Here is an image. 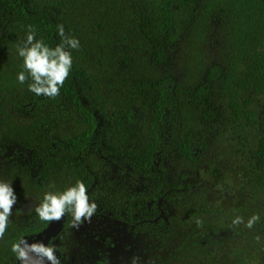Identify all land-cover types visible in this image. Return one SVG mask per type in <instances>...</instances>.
Segmentation results:
<instances>
[{"label": "rangeland", "instance_id": "rangeland-1", "mask_svg": "<svg viewBox=\"0 0 264 264\" xmlns=\"http://www.w3.org/2000/svg\"><path fill=\"white\" fill-rule=\"evenodd\" d=\"M153 1L35 0L55 9L66 35L79 40V49L70 51L87 73L86 102L113 121L110 141L93 137L84 150L83 162L95 175L87 194L98 207L90 223L71 224L54 242L61 264H131L133 256L138 264H264V159L257 153L264 34L255 10L247 0H196L191 26L170 47ZM28 25L0 5V180L10 182L18 198L0 244L44 223L33 210L44 192L74 184L69 151H52L53 140L70 143L92 130L66 97L39 98L28 90L30 78L18 82L23 58L16 46ZM216 67L221 71L214 78ZM163 77L175 80L182 137L202 131L208 149L199 163L169 153L173 188L159 201L160 217L130 224L128 199L155 194L158 182L135 171L125 151L150 140L155 84ZM110 145L115 148L107 153ZM253 214L260 219L249 229ZM236 216L244 223L233 225Z\"/></svg>", "mask_w": 264, "mask_h": 264}, {"label": "trees", "instance_id": "trees-1", "mask_svg": "<svg viewBox=\"0 0 264 264\" xmlns=\"http://www.w3.org/2000/svg\"><path fill=\"white\" fill-rule=\"evenodd\" d=\"M255 10L254 17L259 22L260 30L264 34V0H247ZM196 0H154L152 3L153 17L156 19L160 31L164 34L170 47L176 43L191 26L196 8ZM0 5L6 14H14L19 20L31 24L38 36L45 44L54 48L61 42L58 34V25L66 27L53 8L37 5L35 0H0ZM259 71L264 81V57L258 62ZM221 71L220 67L214 68V78ZM87 73L72 64L69 76L60 89V94L72 102L82 111L87 121L92 125L89 132H84L70 143L53 140L51 150L59 151L65 146L68 151V164L75 177V182L82 179L89 191L95 183V175L83 162V154L93 137L98 141L109 142L113 121L109 116H102L96 106L87 101L84 91ZM175 80L172 77H163L155 84L156 98L153 103V117L150 123V140L142 148H130L125 151L131 167L140 175L152 177L158 182L157 192L151 195L134 193L128 199L125 207V219L130 224L156 220L160 217L159 201L164 194L173 188L168 181V168L166 158L169 153L178 151L181 156L191 163H199L204 158L208 149V138L202 131H193L182 137L181 112L179 100L175 91ZM45 98L46 96H38ZM137 113H129L128 118L136 120ZM262 138L258 151L264 159V111L261 115ZM115 147L110 145L106 152ZM119 148L114 152L118 153ZM74 182V184H75ZM73 184V185H74ZM71 215L66 213L62 220L44 222L37 226L32 224L22 228L14 234L8 243L0 244V264H21L11 251V244L18 238L24 237L29 244L43 243L45 246L54 242L71 226ZM56 255L62 259L63 254L57 247ZM44 264H50L44 259Z\"/></svg>", "mask_w": 264, "mask_h": 264}, {"label": "clouds", "instance_id": "clouds-1", "mask_svg": "<svg viewBox=\"0 0 264 264\" xmlns=\"http://www.w3.org/2000/svg\"><path fill=\"white\" fill-rule=\"evenodd\" d=\"M58 34L61 42L54 48L45 44L43 39H36V33L32 25H28L26 39L16 46L19 57L23 58L22 69L17 74V80L24 84L30 78L28 90L36 96H46L54 99L60 94V89L69 76L73 59L70 50H78L80 42L74 36L65 34L63 25H58ZM53 187V185H49ZM87 187L82 179L76 180L62 191H46L34 211L38 218L44 222L60 221L66 213L71 215L73 227L79 228L84 222H91L92 216L97 210V204L90 202ZM17 195L8 181L0 180V239L4 238L9 217L17 203ZM260 217L253 214L246 222L245 227L251 229ZM201 221H197L198 226ZM244 223L243 217L236 216L232 224ZM259 239V237H257ZM11 251L21 264H44L46 258L50 264H61L56 255L55 246L49 242L31 243L24 237L18 238L11 244ZM139 257L133 256L131 264H138Z\"/></svg>", "mask_w": 264, "mask_h": 264}]
</instances>
